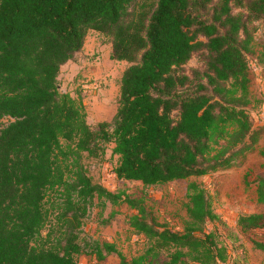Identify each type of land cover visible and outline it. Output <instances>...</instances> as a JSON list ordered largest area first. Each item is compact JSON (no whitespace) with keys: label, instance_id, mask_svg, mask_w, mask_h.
Listing matches in <instances>:
<instances>
[{"label":"trees","instance_id":"obj_1","mask_svg":"<svg viewBox=\"0 0 264 264\" xmlns=\"http://www.w3.org/2000/svg\"><path fill=\"white\" fill-rule=\"evenodd\" d=\"M261 21L264 0H0V264H79V254L111 253L118 264H161L146 254L128 259L83 231L94 207L122 202L136 209L128 219L136 232L170 247L164 264L238 259L216 229L203 228L218 215L198 183L187 186L196 230L178 233L158 227L141 199L92 181L82 155L110 143L117 179L157 184L253 151L264 123L255 127L248 112V53ZM89 29L128 63L115 112L93 123L57 79ZM192 57L201 64L187 69ZM257 154L264 158V144ZM237 224L264 228V209Z\"/></svg>","mask_w":264,"mask_h":264},{"label":"rangeland","instance_id":"obj_2","mask_svg":"<svg viewBox=\"0 0 264 264\" xmlns=\"http://www.w3.org/2000/svg\"><path fill=\"white\" fill-rule=\"evenodd\" d=\"M263 46L264 21H261L254 33L252 52L248 53V89L252 96L248 112L255 127L264 122V113L262 116L258 115L261 106L258 102L260 97L256 79L257 69L264 72V61H257ZM200 64L196 57H192L185 67L189 69ZM127 65L125 61L110 57V46L101 33L89 30L82 49L74 59L61 66L57 78L58 86L61 91H68L72 96L81 99L88 122L110 119L117 106L120 76ZM259 133L260 139L254 150L245 153L244 157L240 156L237 162L202 175L164 183L144 184L136 179H117L113 172L117 155L111 152L110 143L105 144L104 151L98 156L83 153L82 162L92 181L101 182L112 191H121L129 197L141 199L158 227L166 226L178 233L196 230L195 223L187 213V186L190 182L198 183L218 215L215 219L206 220L203 228L216 229L221 239L228 244L231 254L234 256L238 253L242 262L252 264L246 258L248 247H252L254 258L264 264V247L253 243L255 239L264 245V228L243 231L237 224L238 215L264 209V196L259 191L261 178L264 177V158L257 154L259 147L264 144V128ZM135 212V208L124 202L106 203L103 208L96 206L85 219L83 231L100 241L113 242L128 259L146 254L148 259L153 257L154 262L164 264L170 247L159 246L142 233L136 232L128 223L129 216ZM239 245H244L245 250ZM77 260L79 264H118V257L114 253L106 255L102 260L91 254H79Z\"/></svg>","mask_w":264,"mask_h":264},{"label":"crops","instance_id":"obj_3","mask_svg":"<svg viewBox=\"0 0 264 264\" xmlns=\"http://www.w3.org/2000/svg\"><path fill=\"white\" fill-rule=\"evenodd\" d=\"M89 30H94V29H89ZM109 46H110V52H111V44L108 43ZM119 61H125V60H119ZM126 62V61H125ZM257 73V80H258V94H259V97H260V100H259V106H261L260 108V112L258 113V115L262 116L263 113H264V72H262L261 70H258L256 71ZM261 123H264V122H261ZM244 244V243H243ZM244 246V245H243ZM242 245H239V247H242ZM238 247V246H237ZM246 247V246H245ZM248 247V246H247ZM244 249V248H243ZM245 250V249H244ZM254 251L252 250V247H248V256L246 257L248 260H250V262L252 264H261L259 263V261H257L255 258H254ZM245 255H247V251H245ZM234 257L238 258L239 259V255L238 253L234 255ZM218 264H223L222 262H219ZM227 264V263H226Z\"/></svg>","mask_w":264,"mask_h":264},{"label":"built area","instance_id":"obj_4","mask_svg":"<svg viewBox=\"0 0 264 264\" xmlns=\"http://www.w3.org/2000/svg\"><path fill=\"white\" fill-rule=\"evenodd\" d=\"M227 264H247V263H244V262H242L239 259H233V258H231V259L228 260Z\"/></svg>","mask_w":264,"mask_h":264}]
</instances>
